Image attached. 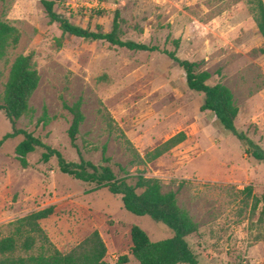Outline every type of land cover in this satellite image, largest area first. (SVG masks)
Instances as JSON below:
<instances>
[{
  "label": "rangeland",
  "instance_id": "1",
  "mask_svg": "<svg viewBox=\"0 0 264 264\" xmlns=\"http://www.w3.org/2000/svg\"><path fill=\"white\" fill-rule=\"evenodd\" d=\"M49 1L57 14L91 31L109 32L117 10L121 39L159 51H129L62 34L36 0L0 2V18L19 34L0 60V95L16 57L31 53L39 75L29 100L33 114L16 127L67 162H79L67 137L71 117L62 103L81 99L84 121L76 145L82 158L100 163L105 146L118 176L124 175L116 165L129 176L159 180L163 193L174 192L178 206L198 226L187 241L199 264H264V164L248 157L212 113L200 111L203 96L186 88L183 70L161 52L197 63L199 71L211 75L207 84L227 87L238 108L235 128L264 151V54L258 51L264 37L254 19L264 0ZM43 107L46 126L38 123ZM10 131L0 112V139ZM180 132L181 144L143 162L146 153ZM21 140L0 146V238L10 235L9 224L16 219L49 206L53 214L39 225L63 254L97 231L106 246L104 264H121L122 256L124 264H138L129 253L132 226L152 242L171 237L150 218L126 212L106 189L91 192L92 185L61 174L54 158L42 163L40 149L21 167L14 154Z\"/></svg>",
  "mask_w": 264,
  "mask_h": 264
},
{
  "label": "trees",
  "instance_id": "2",
  "mask_svg": "<svg viewBox=\"0 0 264 264\" xmlns=\"http://www.w3.org/2000/svg\"><path fill=\"white\" fill-rule=\"evenodd\" d=\"M6 1L0 0L1 3ZM36 1L42 6L49 22L58 24L62 34L87 41H102L129 51H159L155 46L150 47L146 44L121 39L117 10L114 12L109 32L91 31L74 25L57 14L54 11L53 1ZM254 19L258 33L264 37V5L262 2L257 4ZM18 41L17 29L0 18V60L5 57L7 49L15 46ZM173 44L177 48L178 40H174ZM258 51L264 54V45ZM161 52L183 70L186 88L203 96L200 111L212 113L221 127L241 143L248 157L264 164L263 149L245 133L235 128L238 108L234 104L231 91L222 84H207L211 75L207 71H199L197 63L182 60L176 56L175 52L167 50ZM38 83L39 75L32 54L16 57L11 64L3 93L0 95V112L4 114L11 127V131L0 139V146L8 139L21 136L22 140L14 149L15 158L21 167L27 166L26 158L29 154L40 149L42 150L40 156L42 163H47L54 158L61 174L92 185L91 192L106 189L110 195L120 198L122 208L126 212L137 217L146 216L160 224V227L170 230L172 235L169 239L152 242L139 227H131L129 253L138 264H199L187 241L191 235L197 233L198 226L189 214L178 206L174 192L163 193L159 180L146 178L141 173L129 176L121 166L116 165L124 175L118 176L109 165L110 158L105 155V146L101 150L100 163L93 164L82 158L76 145L80 126L84 121L81 99L71 105L66 102L62 103L63 110L71 117L67 137L70 146L77 151L79 162H67L59 151L46 145L32 133L16 127L19 119L33 114L29 100L37 89ZM48 121L46 109L43 107L38 123L46 126ZM184 140V133L174 135L146 153L143 162H152L160 158ZM125 143L130 147V151L134 152L129 141L125 139ZM244 191L250 194L251 188L245 187ZM53 212L54 207L49 206L10 223V235L0 238V264H104L106 246L97 231H93L65 254L52 245L39 222L47 219ZM261 216H264V208ZM34 250L35 253H31ZM18 251L25 256L15 257L14 254ZM120 261L121 264L126 263L127 257L122 256Z\"/></svg>",
  "mask_w": 264,
  "mask_h": 264
}]
</instances>
